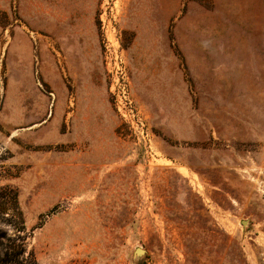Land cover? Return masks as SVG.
<instances>
[{
	"label": "rangeland",
	"instance_id": "obj_1",
	"mask_svg": "<svg viewBox=\"0 0 264 264\" xmlns=\"http://www.w3.org/2000/svg\"><path fill=\"white\" fill-rule=\"evenodd\" d=\"M0 264H264V0H0Z\"/></svg>",
	"mask_w": 264,
	"mask_h": 264
},
{
	"label": "water",
	"instance_id": "obj_2",
	"mask_svg": "<svg viewBox=\"0 0 264 264\" xmlns=\"http://www.w3.org/2000/svg\"><path fill=\"white\" fill-rule=\"evenodd\" d=\"M138 250H140V252H138ZM138 250H137V252H138V253H142V252H143V250H142V249H138Z\"/></svg>",
	"mask_w": 264,
	"mask_h": 264
},
{
	"label": "bare ground",
	"instance_id": "obj_3",
	"mask_svg": "<svg viewBox=\"0 0 264 264\" xmlns=\"http://www.w3.org/2000/svg\"><path fill=\"white\" fill-rule=\"evenodd\" d=\"M139 252H140V250H139Z\"/></svg>",
	"mask_w": 264,
	"mask_h": 264
}]
</instances>
